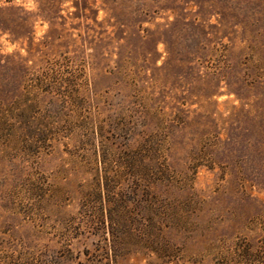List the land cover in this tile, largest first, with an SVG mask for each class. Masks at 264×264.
I'll use <instances>...</instances> for the list:
<instances>
[{"label":"rangeland","instance_id":"obj_1","mask_svg":"<svg viewBox=\"0 0 264 264\" xmlns=\"http://www.w3.org/2000/svg\"><path fill=\"white\" fill-rule=\"evenodd\" d=\"M0 264H264V0H0Z\"/></svg>","mask_w":264,"mask_h":264},{"label":"trees","instance_id":"obj_2","mask_svg":"<svg viewBox=\"0 0 264 264\" xmlns=\"http://www.w3.org/2000/svg\"><path fill=\"white\" fill-rule=\"evenodd\" d=\"M131 213L127 214L128 216H130Z\"/></svg>","mask_w":264,"mask_h":264}]
</instances>
